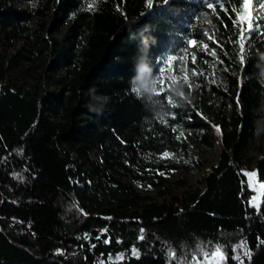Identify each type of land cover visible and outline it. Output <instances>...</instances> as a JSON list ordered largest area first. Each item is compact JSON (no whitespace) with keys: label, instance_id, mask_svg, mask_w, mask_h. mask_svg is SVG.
<instances>
[{"label":"trees","instance_id":"1","mask_svg":"<svg viewBox=\"0 0 264 264\" xmlns=\"http://www.w3.org/2000/svg\"><path fill=\"white\" fill-rule=\"evenodd\" d=\"M153 5L0 0V264H264V190L254 207L247 178L254 164L264 184V17L229 0ZM142 36L144 81L166 56L196 73L172 103L132 91ZM192 145L215 163L177 192L184 179L159 171Z\"/></svg>","mask_w":264,"mask_h":264},{"label":"rangeland","instance_id":"2","mask_svg":"<svg viewBox=\"0 0 264 264\" xmlns=\"http://www.w3.org/2000/svg\"><path fill=\"white\" fill-rule=\"evenodd\" d=\"M204 1V0H203ZM226 2V0H224ZM264 3L260 0H251V4L249 6V12L251 15H261L264 17V9L260 8V4ZM19 6L25 7L27 6L26 3H18ZM169 56H166L160 63L159 71L156 77L152 80H150L149 84L153 88L154 82L158 80V83H160V87L164 88L165 90L169 91L170 97L173 98L175 96L180 95L181 91L180 88L184 85H191V87L194 85L195 80H193V72L194 70H188L185 62L181 64H176L174 60L169 62L167 60ZM162 72V77H161ZM185 77H187V80H185ZM210 81H218L216 78V75L210 71L208 74ZM220 83H222V80H219ZM154 92V91H152ZM160 160L165 161L169 158V156L165 157L164 155H161ZM194 161H198L200 166L198 167ZM166 162V161H165ZM215 163V147L208 149V151L201 155L200 150L197 146L192 145L189 148L187 157L183 161H177L175 162L176 167L171 168L170 171L163 172L159 171V173H162L163 176L170 182H173L177 179H184V184L177 189V192H182L183 190H193L196 186H199V180L203 174V171L209 167L210 165ZM247 173H255L254 164H251L249 167V170ZM249 184L251 188L253 189V196L251 202H253V197H255V204L259 205L262 200V194L263 190L260 188L261 182L258 181L256 173L254 176L247 175ZM128 183H130L138 192H140L142 195H147L153 198L155 201H161L160 196L157 193V190L154 189L151 186H142L140 183L131 181L126 179ZM202 188V185H200ZM122 259L121 255H117L112 258L113 261H120Z\"/></svg>","mask_w":264,"mask_h":264},{"label":"snow or ice","instance_id":"3","mask_svg":"<svg viewBox=\"0 0 264 264\" xmlns=\"http://www.w3.org/2000/svg\"><path fill=\"white\" fill-rule=\"evenodd\" d=\"M168 2H169V0H164L165 4H167ZM204 3L207 5L208 8L213 9V12H215V7L216 6H218L224 12L228 11V9L225 7L224 0H204ZM229 3H231L232 5L238 4L239 8L244 10V12L247 14V10H248V8H249V6L251 4V0H229ZM146 6H147L148 10L151 11L153 9V7H154L153 0H146ZM88 7L91 9L93 7V5L89 4ZM260 8L264 9V3L260 4ZM232 11L237 13V17L238 18L240 17V12L237 10L236 7L233 6L232 7ZM252 31H253V26H252L251 20L249 21L247 30L241 28V31H240V44H239L240 51H241V57H240L241 58V62H243V59H244L243 53H244L245 45H244L243 41L245 39H247L248 36L251 35ZM189 44L195 46L196 45V41L195 40H189ZM205 47H207V46L205 45ZM212 55H215V53H212ZM174 59H175V57H168L167 58V60L169 62H171ZM162 75L163 74L161 72V77H162ZM193 75H196L195 71L193 72ZM158 80H160V78H158ZM158 80H156L154 82V86H153V91H154V93L156 95H159L161 92L165 91L164 88L160 87V83H158ZM185 80H187V77H185ZM160 82H162V80H160ZM188 86H189V88H191L190 84ZM132 91L135 92L136 94H139L140 90L139 89H132ZM168 102L172 103V98L171 97H168ZM169 155H170L169 153H164L165 157H167ZM247 175L254 176L255 173H247ZM260 188L264 189V184H261ZM255 199L256 198L253 197V202H252L253 206L254 207H258V205L255 204ZM262 243H264V241H262ZM241 247H246V245L241 244ZM133 252H134V254L138 255V253L135 252V250H133ZM169 255L171 257H173V258L175 257V253L174 252H170ZM211 255L213 257L220 256L221 258H223V253H222L221 247L218 245L215 248V251L211 253ZM244 255L247 256L248 259L250 260L252 253L250 251H245ZM204 256L207 258L209 256V253L205 252ZM237 259H239V257H237Z\"/></svg>","mask_w":264,"mask_h":264},{"label":"clouds","instance_id":"4","mask_svg":"<svg viewBox=\"0 0 264 264\" xmlns=\"http://www.w3.org/2000/svg\"><path fill=\"white\" fill-rule=\"evenodd\" d=\"M149 36H142V40H141V47L139 48V52H140V56H139V61L137 63V69L138 72L141 74V76L135 78V79H139L140 80V85L139 87H133V89H139V94H137V96L140 95L141 90H147L149 92L153 91V88L150 86V84L146 81H144L142 79V74L145 72H150L151 69L149 67L148 64V59H149ZM151 40L153 42H155L154 38H151ZM264 74V73H262Z\"/></svg>","mask_w":264,"mask_h":264},{"label":"water","instance_id":"5","mask_svg":"<svg viewBox=\"0 0 264 264\" xmlns=\"http://www.w3.org/2000/svg\"><path fill=\"white\" fill-rule=\"evenodd\" d=\"M100 240V239H99Z\"/></svg>","mask_w":264,"mask_h":264}]
</instances>
